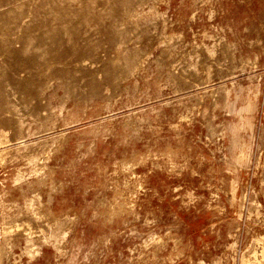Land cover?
<instances>
[{
  "label": "rangeland",
  "instance_id": "rangeland-1",
  "mask_svg": "<svg viewBox=\"0 0 264 264\" xmlns=\"http://www.w3.org/2000/svg\"><path fill=\"white\" fill-rule=\"evenodd\" d=\"M0 264H264V0H0Z\"/></svg>",
  "mask_w": 264,
  "mask_h": 264
}]
</instances>
